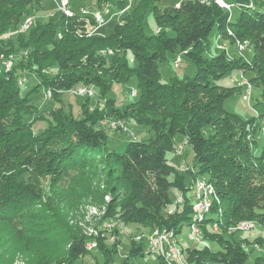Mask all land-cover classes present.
Instances as JSON below:
<instances>
[{
  "label": "trees",
  "instance_id": "trees-1",
  "mask_svg": "<svg viewBox=\"0 0 264 264\" xmlns=\"http://www.w3.org/2000/svg\"><path fill=\"white\" fill-rule=\"evenodd\" d=\"M79 1L84 8L80 11L114 7L111 16H119L112 30L87 34V21L79 10L75 16L55 11L45 20L34 17L42 0H0V37L17 30L27 17L33 18L27 30L20 26L23 32L0 38V60L17 55L11 68L10 62L0 66V264H14L17 254L24 264H75L89 252L87 237L69 225L65 207L82 196L78 189L84 187L76 178L88 179V160L96 156L106 161V177L125 191L120 203L108 204L102 220L114 216L124 224L143 225L158 233L167 228L179 244L182 227L191 223L193 183L205 177L216 193V201L198 224L205 245H180L183 264H245L253 249H245L243 243L264 247V239L232 241L224 235L228 226L240 221L264 224V144L258 153L253 149L264 131V0H223L231 8L216 0H180L177 6L162 9L159 0H95L89 6ZM232 7L237 8L235 15ZM148 11L157 32L144 30ZM213 30L231 44H247L251 58L228 59L225 50L208 57ZM177 52L195 65L194 74L163 79L161 63ZM129 61L136 65L131 67ZM179 63L173 66L178 68ZM50 68L53 71L45 74L43 70ZM233 69L252 72L247 78L250 87L261 88L253 105L256 114L248 119L223 106L239 87L216 84ZM27 72L35 73L38 83L22 93ZM131 79L130 87L137 89L135 101L119 105L107 97L115 84ZM82 86L96 90L98 100L95 106L83 105L79 116L61 98L63 92L76 94ZM41 87L45 97L52 92L51 97L61 102V113L51 110L50 118L27 119L39 111L30 96ZM111 116L145 126L153 136L128 140L123 150H116L103 123ZM38 120L46 125L36 130ZM205 126L211 127L209 134ZM177 135L184 136L183 143L192 151V163L184 168L166 159L181 144ZM40 176L50 177L52 195L45 197L35 187L33 181ZM172 188L178 190L182 203L172 199ZM217 221L216 231L211 224ZM208 240L217 242L218 249L213 250ZM132 242L135 247L130 244L123 263L143 255L142 241ZM99 253L104 264V253ZM156 258L159 264H167ZM254 264H264V256L257 255Z\"/></svg>",
  "mask_w": 264,
  "mask_h": 264
},
{
  "label": "rangeland",
  "instance_id": "rangeland-1",
  "mask_svg": "<svg viewBox=\"0 0 264 264\" xmlns=\"http://www.w3.org/2000/svg\"><path fill=\"white\" fill-rule=\"evenodd\" d=\"M95 0H85L81 4L85 6H89L90 4H93ZM133 3L137 2L138 0H130ZM160 3H158V7L162 9L163 7H168L170 5H178V2L180 0H159ZM225 1V0H224ZM70 4L73 5L74 11H77L80 9H84L83 7L79 5V0H69ZM60 3V0H42V3L39 5V7H36V12L34 14V17H37L41 20H45L48 15L50 16L55 11H60L58 8V5ZM232 4L227 3V8H231ZM116 10L114 7L108 5L104 7V9L101 10V13L103 15V18L106 19L107 22L104 23V25L98 30L94 32V34H101V33H109L115 22L117 21V17L119 16H111ZM237 12L236 7H232L231 14L235 15ZM29 16V15H28ZM111 16V17H110ZM27 18H30L33 21L32 16H29ZM26 18V19H27ZM25 19V20H26ZM24 20V21H25ZM23 21V20H22ZM23 22L20 23L19 27L15 31H10L2 37H7L10 34H13L14 32H23L19 28L21 26L22 30H27V24L23 27ZM144 30L146 33H152L157 32L159 28H156V25L154 23V20L152 18L151 12L148 11L144 18ZM168 35H173V32L168 31ZM220 45V48L218 47ZM209 51L207 54L208 57L213 56L217 54L219 51L225 50L228 59L232 58H240L241 60H249L252 56V50L251 48L244 43L236 42L235 44H231L228 41L224 40L223 38H218L217 33L215 30L212 31L210 35V42H209ZM112 53V52H111ZM177 55V56H176ZM175 63L173 61L174 57ZM132 56L129 54L127 59L131 60ZM17 58L16 56H8L6 58H2L0 60V66H4V62L8 63L7 65L10 66V68L13 66V59ZM177 58H179L180 63L179 67L176 68L175 66L178 64ZM131 67L136 65V62L129 61ZM175 65V66H173ZM160 70L162 72V78L168 79V77L177 75L178 77H181L182 74H186L188 76H192L195 72V65L190 61V59L185 54H179V52L175 53L174 55L169 53L167 55V60L160 65ZM45 74H50L53 71V68L50 69H44ZM43 72V73H44ZM34 74V75H33ZM245 76V78H244ZM252 72L246 71L244 74L241 73L237 69H233L229 71L227 74L222 76L219 80H217L216 84L222 87H232V85L236 84L239 87V90L236 91L232 96L225 99L223 106L224 108L236 115H238L242 119H248L249 117L255 116L256 112L253 109L254 103L260 99V91L261 88L259 86L251 84L252 88H249V99L243 100V94L245 93L243 89L240 87V82L244 80H248L251 78ZM23 77H25V82L27 87L22 89L21 92L24 93L27 89L38 83L37 77L35 76V73H25L23 74ZM134 79H131V82H127V84H115L113 86L112 91L110 92V95H107V97H113L115 98V103L124 105L129 102H133L136 99V95L132 94L133 90H137L134 88V85L130 87V84H134L132 81ZM128 86L130 89H128ZM83 87V86H82ZM87 87V86H86ZM91 87V86H88ZM246 88V87H245ZM96 91V90H95ZM62 100L66 107L72 106L73 111L75 115H79L81 113V107L83 105L85 106H91L96 104L98 97L97 93L95 96L90 97L89 99H86V96H79L74 94L73 91L63 92ZM48 95V93H47ZM46 94H44L43 87L39 88V90L35 93L31 94V103L37 107L39 110L38 113L34 116H29L30 120H33L34 117L40 116V117H48L50 118V111L56 110L59 113H61L58 109L62 105L61 102L58 100H54L55 98H48L45 97ZM114 116V115H113ZM104 127L107 125L109 129H106L108 133V139L110 142V145L116 150H123L125 143L128 140L133 139H143L148 140L151 136H153V133L148 130L147 127L141 126L135 123H132L127 118L126 119H119L114 118L111 116V118H107L106 121L103 122ZM35 125L36 130L42 129L45 125V121H36ZM115 126H120L121 128H114ZM35 129V128H34ZM212 131L210 126L204 127V132L206 134H209ZM177 142L183 143L185 141L184 136L177 135L176 137ZM57 143L55 142L54 145ZM264 144V131H262V134H259L256 141V146L253 147L255 152H259L261 146ZM186 144H183V146H180L179 148V155L177 156L174 152H169L166 155L167 162L173 165H181L182 168L185 167V163H192V151L190 147ZM185 146V151L183 152ZM178 149V145L176 147V150ZM95 159H89L88 163L89 166L86 173L88 174V179H81L76 178L77 181L80 182V184L84 187V189H87L86 191L78 189L79 192H82V196L78 198L76 201L74 200L73 203L67 204L65 209L67 212V222L69 225H74L79 228L80 235L83 234L87 237L86 242V249L89 250L87 254L84 256H81L75 260V264H96V260H98L99 264H102V255L99 253V251L104 253V264H159L158 260L156 258V255L147 254L148 245L147 242L144 240H147V236L150 234L158 233V231H152L151 229L139 225V224H131L127 223L124 224L117 220L114 216L107 217L106 219L102 220V216L107 210L108 204L114 201V204L120 203V200L123 198L125 191L120 188L119 185H117L116 181L113 179L109 180L106 177V161L103 160V157ZM104 161V162H103ZM180 167V166H179ZM181 168V167H180ZM193 179V178H192ZM49 176H40L36 177L34 179V185L36 188H38L42 194L45 197H48L53 194L54 190H52L49 185ZM109 183V184H108ZM191 192L194 195V190H191ZM99 193V194H98ZM179 195L178 190L172 188L170 190V196L174 200ZM182 197V196H181ZM180 197V198H181ZM178 198V197H177ZM193 198V196L191 197ZM44 199V198H43ZM177 201V199L175 200ZM35 203H38L35 201ZM63 206V204H61ZM174 206V203L172 207H169L168 210L172 209ZM176 208V206H175ZM168 212V211H167ZM169 213V212H168ZM247 220V219H245ZM255 222L254 220H252ZM241 222V221H240ZM233 223L226 229V234L224 235V238L230 239V240H238L247 238L248 240H253V238H256L258 236H261L262 239H264V224H259L258 222H255V226L253 229L247 231V230H240V227L238 226L240 224ZM112 224V226H107ZM188 233V226L184 225L182 227V231L177 236L178 240H180V245H195L200 247V245H205L203 240L199 241H191V242H197V244L188 243L185 238H187ZM231 233V234H230ZM146 239H143L141 242L142 244V250L143 255H138L136 257H133L127 261V263H123V259L128 255L130 244L132 243L133 247L135 245L132 241H134V238L137 236H143ZM203 235V233H202ZM143 237V238H144ZM190 241V240H188ZM207 244L209 243V246L213 250L218 249L217 242L214 241H206ZM200 244V245H198ZM247 245L245 249H253L249 252V260L245 264H254V258L257 255L264 256V247L261 245L258 246V243L253 242L251 244L249 243H243ZM116 251V253H115ZM139 252V251H138ZM112 257V258H110ZM14 264H24V258L17 254L14 256ZM185 264L186 261H185Z\"/></svg>",
  "mask_w": 264,
  "mask_h": 264
},
{
  "label": "bare ground",
  "instance_id": "bare-ground-1",
  "mask_svg": "<svg viewBox=\"0 0 264 264\" xmlns=\"http://www.w3.org/2000/svg\"><path fill=\"white\" fill-rule=\"evenodd\" d=\"M88 13H97V12H90L89 11ZM27 22H28L27 27L28 26L30 27V24H31L30 18H27L24 21L22 26L24 27ZM94 32H95L94 29H86V33L89 35L93 34ZM179 60L180 59L177 58V62ZM246 81L247 80L240 82V86L244 87V92H245L244 93V97H245L244 99L247 100V99H249L248 96H249L250 84L248 82V86H246ZM82 91H87L88 94H86L85 92H82ZM136 93H137V90L132 91L133 95H136ZM76 94H78L80 96H91V95L95 94V91L91 87L90 88L89 87H81L78 90H76ZM48 95H49V93H48ZM202 180H203L204 191L201 190ZM193 190H194V196H193L194 203L192 206L193 213H192L191 223L188 227V229H192L193 233L188 232L186 234H187L188 240L199 241L202 239V236H201V229H200L201 227L199 228L198 224L203 221V219L205 218V216L209 212L211 205L213 204L214 201H216V193H215L214 188L212 187V184H210L205 177H197L195 179V181L193 183ZM196 208H202V215L197 214ZM211 225H212L213 230H216V231L218 230L217 229V227L219 228L218 221L214 222ZM245 225H250V226H245ZM238 226L240 227V230L249 231V230L254 228L255 222L243 221V222H240V224ZM143 237H144V235L142 237L137 236L135 238H139L141 240V239H143ZM147 240H148V236H147ZM195 243H197V242H195ZM164 248H165V250L162 248H155V255L162 257L166 261L167 264H174V263L178 264V262H179V264H183L182 250H181L177 240L174 237H172L168 232H167V235H164ZM147 253H148V250H147ZM170 253H172L173 256H171Z\"/></svg>",
  "mask_w": 264,
  "mask_h": 264
},
{
  "label": "built area",
  "instance_id": "built-area-1",
  "mask_svg": "<svg viewBox=\"0 0 264 264\" xmlns=\"http://www.w3.org/2000/svg\"><path fill=\"white\" fill-rule=\"evenodd\" d=\"M216 1L220 6L227 8V3H225L223 0H216ZM58 8L61 12H63L66 15L75 16L76 12L71 8V6L69 5L67 0H60ZM79 13L84 15L85 16L84 19H86V21H87V26L85 29H94L96 31L97 28L105 22L102 13L98 10H97V13H88V9H85L84 11H79ZM117 13H121V12H117ZM92 21H94V23ZM244 78H245V76H244ZM25 80H26L25 77H23V82H25ZM246 86H248V81H246ZM82 92H85L86 94H88L87 91H82ZM51 96H52V92H50V94L48 95V98H51ZM92 96L93 95H91V97ZM244 98L245 97L243 94V100H244ZM114 128H121V127L115 126ZM183 144H185V143L178 144V149L175 150V152L178 156H179V148H180V146H183ZM179 166L182 168V164ZM189 169L192 170V167H190ZM187 186L189 189H192V179L190 180V182ZM201 190L204 191L203 180H202ZM182 201H183V198H177L176 203L180 204V203H182ZM191 203H193V198H191ZM196 209H197V214L202 215V208H196ZM107 226L110 227V226H112V224L107 225ZM245 226H250V225H245ZM188 232L193 233L192 229H188ZM164 235H167V228H161V233H155V234L148 235V240H144L145 242H147V245H148V253L147 254L155 255V248H162L165 250V248H164ZM134 240L135 241H143V240H140L139 238H134ZM170 254H171V256H173L172 253H170ZM178 264H179V262H178Z\"/></svg>",
  "mask_w": 264,
  "mask_h": 264
}]
</instances>
